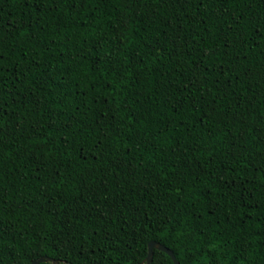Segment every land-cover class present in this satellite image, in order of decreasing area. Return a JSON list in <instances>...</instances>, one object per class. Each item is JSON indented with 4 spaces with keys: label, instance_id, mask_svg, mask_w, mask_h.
Wrapping results in <instances>:
<instances>
[{
    "label": "trees",
    "instance_id": "16d2710c",
    "mask_svg": "<svg viewBox=\"0 0 264 264\" xmlns=\"http://www.w3.org/2000/svg\"><path fill=\"white\" fill-rule=\"evenodd\" d=\"M152 241L264 264V0H0V264Z\"/></svg>",
    "mask_w": 264,
    "mask_h": 264
},
{
    "label": "water",
    "instance_id": "95a60500",
    "mask_svg": "<svg viewBox=\"0 0 264 264\" xmlns=\"http://www.w3.org/2000/svg\"><path fill=\"white\" fill-rule=\"evenodd\" d=\"M160 250L166 252L174 261V264H180L177 257L175 256L174 252L168 249L167 247L163 246L162 244L152 241L149 244V253L144 263L142 264H152L154 259V251ZM43 263H53V264H61L58 260L49 258V257H41L40 259L36 260L33 264H43ZM67 264V263H64Z\"/></svg>",
    "mask_w": 264,
    "mask_h": 264
}]
</instances>
